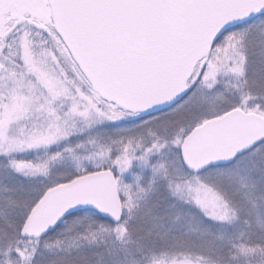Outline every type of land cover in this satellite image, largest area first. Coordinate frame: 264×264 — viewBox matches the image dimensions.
Wrapping results in <instances>:
<instances>
[{"label":"snow or ice","instance_id":"6c2138e0","mask_svg":"<svg viewBox=\"0 0 264 264\" xmlns=\"http://www.w3.org/2000/svg\"><path fill=\"white\" fill-rule=\"evenodd\" d=\"M0 264H264V0H0Z\"/></svg>","mask_w":264,"mask_h":264}]
</instances>
